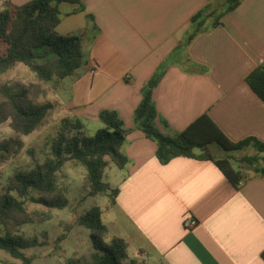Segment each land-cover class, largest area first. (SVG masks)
Returning <instances> with one entry per match:
<instances>
[{
    "label": "crops",
    "instance_id": "obj_1",
    "mask_svg": "<svg viewBox=\"0 0 264 264\" xmlns=\"http://www.w3.org/2000/svg\"><path fill=\"white\" fill-rule=\"evenodd\" d=\"M208 2L59 3L56 31L82 38L86 63L42 84L52 91V111L101 127L99 112L112 109L133 127L142 88L161 71L151 93L160 131L171 135L206 114L231 141L264 142V102L246 82L264 62V0H241L220 25L187 43L191 16ZM248 147L250 155L264 156ZM213 149L216 159L232 156ZM155 150L139 129L127 134L122 151L129 161L119 180L109 181L119 192L108 208L107 236L124 238L130 255L149 264H264V161L256 169L241 165L243 179L234 187L211 160L174 157L161 163ZM187 218L197 224L185 228Z\"/></svg>",
    "mask_w": 264,
    "mask_h": 264
},
{
    "label": "trees",
    "instance_id": "obj_2",
    "mask_svg": "<svg viewBox=\"0 0 264 264\" xmlns=\"http://www.w3.org/2000/svg\"><path fill=\"white\" fill-rule=\"evenodd\" d=\"M240 1L209 0L191 16L185 41L188 43L196 35L220 25L221 17L234 10ZM61 2L77 3L78 0H31L22 5L0 0V77L21 63L30 69L35 80L48 82L53 77L70 76L86 63L82 38L56 31L60 21L57 5ZM161 76V71L156 72L142 88V98L133 112V127H125L112 109L99 112L102 126L92 134H86L80 118L64 116L40 149L42 159L34 158L35 148L26 150L32 158L31 165L14 170L0 187V249L21 261L4 260L3 264H32L33 257L26 255L23 249L38 242L36 238L26 239L20 231L24 224L44 222L51 215L44 210L30 211L26 203L49 209L66 207L69 203L66 187L58 182L57 176L68 161L85 169L83 184L88 196H105L106 209L115 203L119 188L104 179L105 169L110 163L119 169L126 166L129 159L122 147L134 128L155 143V155L161 163L174 157H202L214 162L234 187L243 179L241 165L256 169L255 165L264 161V156L259 154L216 159L211 147L235 152L253 146L261 153L264 142L254 137L231 141L206 114L171 135L160 131L155 125L158 114L151 93ZM246 82L264 102V62L246 76ZM53 107L48 100H36L30 86L21 80H15L11 86L0 85V125L7 124L14 132L12 136L0 138V166L24 148L22 137L41 127ZM99 213L100 208L92 206L77 218L78 224L90 231L91 244L96 250L93 264H149L127 254L124 238L111 236L105 241L108 230ZM261 257L264 260V250Z\"/></svg>",
    "mask_w": 264,
    "mask_h": 264
},
{
    "label": "rangeland",
    "instance_id": "obj_3",
    "mask_svg": "<svg viewBox=\"0 0 264 264\" xmlns=\"http://www.w3.org/2000/svg\"><path fill=\"white\" fill-rule=\"evenodd\" d=\"M15 80H21L30 86L34 97L38 101L51 100L52 91L45 87V82H39L32 76L30 69L19 63L0 77V85L7 83L11 86ZM47 89L48 92L47 93ZM43 90V91H42ZM60 120L57 111H51L46 122L33 133L23 136L24 148L5 161L0 166V187L4 185L7 177L16 169L26 168L31 165L32 158L28 155V148H35L34 158L42 159L43 154L40 149L48 137L53 135L55 126ZM86 134H92L100 128V124L92 121H83ZM125 126V125H124ZM126 127V126H125ZM14 135V132L7 124L0 125V138ZM212 148V147H211ZM216 154L232 155L233 158H239L243 154H250L251 148L246 147L235 152H225L219 148ZM231 156V157H232ZM234 167L237 166L235 160H232ZM85 169L79 164L68 161L62 170L58 173V182L66 187V196L69 203L62 209H49L40 204L27 202L26 207L32 211L35 209L44 210L50 213V219L44 222L27 223L22 226L20 234L28 240L36 238L38 244L30 245L23 249V252L33 257L32 264H93L96 250L93 248L90 240V231L82 225H79L77 218L92 206L100 208L99 217L103 224L109 225L112 218L111 212L104 206L107 198L102 195L88 196L83 184V175ZM123 170L111 164L105 169L104 179L116 183ZM61 237V239H58ZM106 235L105 241H108ZM127 249V254L130 255ZM21 263L19 259L12 257L6 250L0 249V264L3 261Z\"/></svg>",
    "mask_w": 264,
    "mask_h": 264
},
{
    "label": "built area",
    "instance_id": "obj_4",
    "mask_svg": "<svg viewBox=\"0 0 264 264\" xmlns=\"http://www.w3.org/2000/svg\"><path fill=\"white\" fill-rule=\"evenodd\" d=\"M91 72H94V68L91 69ZM197 224V220L194 218H187L183 221L185 228H192Z\"/></svg>",
    "mask_w": 264,
    "mask_h": 264
}]
</instances>
